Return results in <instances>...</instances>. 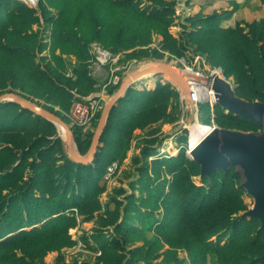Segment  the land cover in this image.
Returning a JSON list of instances; mask_svg holds the SVG:
<instances>
[{
    "label": "trees",
    "instance_id": "obj_1",
    "mask_svg": "<svg viewBox=\"0 0 264 264\" xmlns=\"http://www.w3.org/2000/svg\"><path fill=\"white\" fill-rule=\"evenodd\" d=\"M40 6L51 26L48 41L34 29L41 21L37 9L0 0V94L22 92L69 111L97 90L98 79L88 65L91 44L98 41L115 53L132 50L130 56L162 58L164 51L185 55L194 48L235 79L237 95L264 101V19L225 26L222 21L231 10L200 11L187 17L176 36L171 0H41ZM51 9L56 13L51 15ZM155 35L162 37L163 51L147 48ZM153 85L129 87L110 113L94 161L87 164L69 156L53 121L14 101L0 103V264H50L45 260L50 252L77 243L71 229L93 220L92 248L100 253L96 262L59 258L53 264H184L180 249L187 251L189 264H264V229L258 218L243 213L250 208L249 195L235 165L202 174V165L183 148L140 168L146 196L126 195L131 201L121 221L122 201H102L108 166L122 161L135 131L178 120L171 106L180 103V91L169 82ZM200 106L208 122L211 106ZM215 114L222 128L261 130L254 119L219 103ZM100 116L101 110L95 129ZM94 131L74 130L81 154L88 152ZM180 141L187 142V136ZM151 155L146 148L144 156ZM85 240L90 244L89 236Z\"/></svg>",
    "mask_w": 264,
    "mask_h": 264
},
{
    "label": "rangeland",
    "instance_id": "obj_2",
    "mask_svg": "<svg viewBox=\"0 0 264 264\" xmlns=\"http://www.w3.org/2000/svg\"><path fill=\"white\" fill-rule=\"evenodd\" d=\"M25 2L29 6L37 9L38 13L41 15V21L34 25V29L39 31L43 34L46 41L49 40V34H50V23L48 24L45 20V18L42 16V9L40 6L41 0H18ZM44 1V0H43ZM175 3L176 8V21L177 24L171 28L172 32L176 36H180L182 31L184 30L183 23L186 22V19L188 16H192L200 11L206 14H210L214 11H221L223 9L231 10V15L222 21V24L225 26H235L238 22H242L244 25L247 23H251L255 20H262L264 19V3L261 0H171ZM56 13V10L50 11V14ZM161 40L162 37L160 35H155L154 39L151 44L147 46L151 51L154 50H160L161 49ZM132 50H126L121 51L120 57L118 59L117 65L122 67L125 74H127L129 71L131 72L132 69L138 65L136 62H142V63H155L160 61H168L173 63L174 60H176L177 56L182 57V55H172V53L168 51H164V56L162 58L157 57L155 55L150 56H130ZM48 52L45 51L41 55H45ZM40 55V56H41ZM186 62L191 65L195 71L199 70L201 72L206 71L205 69L207 67L212 66L206 58V55L201 53L200 51H196L194 48H190L186 51V54L184 55ZM95 58V57H94ZM74 59V57H70V62ZM96 59V58H95ZM95 59H91L90 64L88 65V69L91 71L95 68ZM74 61V60H73ZM71 69L68 71V73H71ZM120 76H122L121 73H119ZM124 74V75H125ZM150 77V76H148ZM146 78V77H145ZM105 79V78H104ZM103 77L100 76V84L97 87V90H103L104 88V80ZM158 82H169L173 85V87L178 88L175 82H173L168 75H161L155 77L154 80L152 78L144 79L142 82L133 83L137 87H145L150 86L151 83L154 81ZM157 82V83H158ZM132 84V85H133ZM154 86V85H153ZM117 87V86H116ZM115 86H110L107 88L109 92V96L107 97L106 101L114 94V92L117 90ZM152 87V86H151ZM22 96H26V94L19 92ZM30 100L36 102L39 104V106L48 105L53 107L56 111H60L61 114H63L66 117V120L69 122L70 126L72 127L73 131L75 129L82 130V132H85L81 126L74 123L71 117V111L75 108V103L71 107L69 111L62 110L58 105H53L52 103L48 102L45 99H39L30 97ZM105 101V102H106ZM190 102L186 101L185 98L181 97L180 103L177 101H174L171 106V111L174 113V115L178 116V120L172 123H159L156 125H152L148 127L145 130H136L133 140L131 142V147L127 151V154L122 159V161L115 160L113 162H118L119 166L118 169L115 170L113 174H109V167L112 165V163L108 166V169L106 171L104 181L107 185L106 191L101 196V199L104 203L112 199V197H117L118 200L122 201L123 208L120 207V215L117 218L118 221H121L123 219V209L124 205H129L130 198L126 195L134 194L136 196L138 195H144L146 196V193H141V174L140 168L145 165V163H148L151 165L152 160L156 157H163L165 155L170 154L172 151H180L181 149L185 148L187 153L191 152L189 151V137L191 134V127L190 125L195 121V112L196 115H198L201 122L213 125L215 127H220L218 123L215 120V106L211 105V112H210V119L208 122H206L204 119V110L201 108L200 104L198 105V108H192L189 106ZM192 109V110H191ZM227 111V110H226ZM194 112V113H193ZM193 119V121H192ZM192 122V123H191ZM186 129V132H185ZM95 130V129H94ZM60 134L63 135L64 132L59 127ZM156 131V132H155ZM89 132V131H88ZM186 135L188 138V141H180V138ZM154 136L159 137V140L161 139V142L159 141L155 142L154 144H148L146 139H151ZM167 142V143H165ZM176 145L173 146L171 151H162L161 146H163V149L170 147V145H173V143ZM151 148V152L153 155L146 158L144 156L145 149ZM177 151V152H178ZM192 155V153H189ZM195 180L197 183L201 184V176H196ZM124 189V193L118 192V190ZM250 207L254 205V199L250 196L246 197ZM139 203V201H137ZM115 205H112V208H114ZM244 213V212H243ZM241 213V214H243ZM240 214V215H241ZM132 218V217H130ZM95 226V220L82 223L76 228L71 229V233L73 234V237L77 240V243L72 247H66L61 252L53 251L50 252L46 257L45 260L53 264L56 260L59 258H63L65 261L69 263L74 262H90L95 263L97 260L98 255L100 254L98 251L94 250L92 246L96 245V241L92 238L91 234L93 232V227ZM114 227H111L110 233H113ZM113 230V231H112ZM90 237V244H88L85 240V237ZM216 239V237L214 238ZM142 242H138L137 244H140ZM132 245V243H130ZM166 248V247H165ZM164 248V249H165ZM179 256L182 259H185L184 264H189L188 261V253L185 249H180ZM162 259V256L158 259L159 261ZM211 264V263H210Z\"/></svg>",
    "mask_w": 264,
    "mask_h": 264
},
{
    "label": "water",
    "instance_id": "obj_3",
    "mask_svg": "<svg viewBox=\"0 0 264 264\" xmlns=\"http://www.w3.org/2000/svg\"><path fill=\"white\" fill-rule=\"evenodd\" d=\"M153 71L168 75L182 90L186 101L193 104L192 90L188 81L171 62L162 60L138 68L125 76L114 94L104 103L91 145L86 154L79 152L74 140V131L69 122L55 111L39 106L38 103L15 91L1 93L0 103L14 101L53 121L64 132L61 136L65 141L69 156L78 163L87 164L93 162L96 157L114 106L125 96L126 91L132 86L133 80ZM212 86L217 97V103L228 112L254 119L261 130L254 132L215 127L191 151L192 158L202 165V174L207 175L220 168L228 170L235 165L242 176V186L247 190L248 195L254 199V205L246 210L244 215L249 218H258L261 222V228L264 229V101H249L240 97L231 82L217 75L214 76Z\"/></svg>",
    "mask_w": 264,
    "mask_h": 264
},
{
    "label": "built area",
    "instance_id": "obj_4",
    "mask_svg": "<svg viewBox=\"0 0 264 264\" xmlns=\"http://www.w3.org/2000/svg\"><path fill=\"white\" fill-rule=\"evenodd\" d=\"M91 53L93 54V59H96L93 62L95 63V68L93 71H90V74L98 79L97 86L100 84L101 81L100 76L105 79L102 80L104 81L103 90H96L85 99L76 101L75 108L73 111H71L72 120L77 125L83 127L82 129L85 130V132L92 131L95 129L97 113L102 109L107 97L109 96L107 88L111 85L115 87L120 86L121 82L123 81L126 75L138 69L135 66L131 72L129 71L127 74H125V72L122 70L123 68L117 65L121 52L115 53L98 41H95L91 44ZM176 58L177 59L174 60L172 64L181 71V73L188 81L192 90V101L194 108H198V105L201 102H208L210 106H215L217 104V97L212 86L214 76L217 75L236 86L235 79L233 77H228L224 73V70L221 66H210L207 67L205 69L206 71L203 72L199 70L195 71L194 68L186 62L184 55H182V57L177 56ZM119 73H121L122 76H120ZM69 74H72V72ZM157 82L158 80L154 81V85ZM197 82H201L204 85V88L206 89L205 93L201 94L197 91V89L194 88V83ZM178 90L181 93V97L185 98L182 90L180 88ZM191 150L192 149H189V151ZM189 153L187 154L192 157V155H190ZM118 166V162H113L112 165L109 167V174H113L115 170L118 169Z\"/></svg>",
    "mask_w": 264,
    "mask_h": 264
},
{
    "label": "bare ground",
    "instance_id": "obj_5",
    "mask_svg": "<svg viewBox=\"0 0 264 264\" xmlns=\"http://www.w3.org/2000/svg\"><path fill=\"white\" fill-rule=\"evenodd\" d=\"M136 63L138 64V65H136L137 68H142V67H145L148 64H150L148 62H146V63L145 62L144 63H142V62H136ZM160 75L161 74H159L158 71L148 72L147 74L142 75L139 79L133 80L132 83H134L135 81L142 82V81H144V79H147V78H152V80H154L155 77L160 76ZM148 76H150V77H148ZM137 82H135V83H137ZM194 88L197 89V91L200 92L201 94L205 93V91H206V89L204 88V85L201 82L194 83ZM189 106L191 108H192V106L194 107V105L191 104V103L189 104ZM194 119H195V121H193V119H192L193 123L191 122L192 124L190 125V127H191V134H190L189 143H188L189 144V149H192V150L194 148H196L203 141V139L214 128L213 125H210V124H206V123L201 122L200 119H199V117H198V115H196V112H195V118ZM165 143H167V142H165ZM176 143L177 142H175V144L173 143V145H170V147L165 148V149H163V146H161L162 149H160V150L162 151V153H164L165 151H168V150L171 151L172 149H170V148H172L173 146H175Z\"/></svg>",
    "mask_w": 264,
    "mask_h": 264
},
{
    "label": "crops",
    "instance_id": "obj_6",
    "mask_svg": "<svg viewBox=\"0 0 264 264\" xmlns=\"http://www.w3.org/2000/svg\"><path fill=\"white\" fill-rule=\"evenodd\" d=\"M84 223H86V222H84Z\"/></svg>",
    "mask_w": 264,
    "mask_h": 264
}]
</instances>
